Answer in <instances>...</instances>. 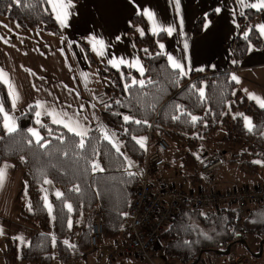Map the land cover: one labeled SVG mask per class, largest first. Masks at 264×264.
Wrapping results in <instances>:
<instances>
[{"label":"trees","instance_id":"obj_1","mask_svg":"<svg viewBox=\"0 0 264 264\" xmlns=\"http://www.w3.org/2000/svg\"><path fill=\"white\" fill-rule=\"evenodd\" d=\"M258 13L248 8L237 18L238 31L229 45L227 71L187 74L171 68L159 49L165 33L147 32L142 16H132L128 32L134 34L135 26L142 30L133 35L144 66L142 76L127 67L98 66V73L109 81L104 88L108 100L99 114L103 124L113 129L116 142L95 126L83 136L69 132L46 116L39 117L32 105L16 116V127L5 132L3 113L11 111V104L0 81V164L7 161L22 171L19 194H25L27 200L22 203L17 195L16 202L21 204L17 216L38 230L20 250L22 260L32 264H49L51 260L47 210L39 189L45 179L61 191L51 199L57 237L67 234L71 216L95 206L102 220V236H116L123 220L121 213L127 208L131 189L138 183L128 169L129 162H142L145 148L140 139L146 134L156 132L180 148V171L191 173L199 158L207 154L201 150V140H209L220 128L222 142L255 152H233L230 163L237 166L238 173L258 175V166L249 156L264 160V108L248 100L230 74L249 48L264 45V35L251 25ZM0 17L25 31L41 30L62 36L46 0H0ZM211 17L212 13L199 17L193 34H200L204 21ZM84 50L89 63L96 66L89 50ZM140 78L142 82L131 81ZM36 122L41 134L37 141L30 131ZM86 234L89 239L90 226L81 231V236ZM251 235L256 240L253 246L248 244ZM160 240L166 264H204L209 257L218 260L223 255L233 256L230 248L241 243L249 257L259 258L264 241V205L249 209L241 217L229 208L201 211L181 205ZM56 244L59 259L66 263L69 249L61 241ZM16 254L15 243L6 240L2 251L5 264H14Z\"/></svg>","mask_w":264,"mask_h":264},{"label":"crops","instance_id":"obj_2","mask_svg":"<svg viewBox=\"0 0 264 264\" xmlns=\"http://www.w3.org/2000/svg\"><path fill=\"white\" fill-rule=\"evenodd\" d=\"M46 1L61 27V37L41 30L25 31L0 17V81L7 90L11 104V111L3 114L2 125L5 132L15 127L18 113L31 105L35 106L39 117L46 116L51 123L79 136L87 134L92 126L102 132L104 128H110L103 124L99 114L105 100H92L87 90L83 88V92L82 87L86 85L81 79L83 74L78 70L90 71L95 77H102L105 84L109 82L108 78L98 73V66L101 65L114 69L127 67L142 76L144 66L133 43V35L141 34L142 30L139 26L134 27V34L127 30L130 18L134 15L142 16L147 32L165 33L159 49L166 56L169 66L183 74L198 71L219 73L228 70L229 45L238 31L237 18L245 9L259 11L251 25L264 35V0H78L76 3L69 0ZM210 13L212 17L204 21L200 34L194 35L196 20ZM84 47L96 61V66L89 63ZM230 74L240 92L255 106L264 108V45L259 49L249 48L238 66L231 69ZM141 80L142 78L137 81ZM9 125L12 127L9 128ZM108 130L112 132V138L104 132L103 134L116 142L113 129ZM237 174L233 179L235 182H243L242 184L254 185L264 181V172H260L257 178L245 177L247 180ZM230 176H234V173L224 179H230ZM200 182L203 180L198 178L195 182L186 184L198 188ZM21 183L22 172L11 163L2 162L0 264H5L2 251L6 240L14 241L19 249L27 245L37 232V229L24 224L17 216V195L21 200L25 196L19 194ZM222 184L220 180L214 182V186L218 185L219 188H236H228L229 185ZM39 189L47 210L51 237L49 264H135L128 257H111L109 252L110 242L119 238L128 226L126 209L121 213L123 220L116 236L109 238L111 241L108 244L102 241L99 247L93 248L88 234L81 236V231L76 238H71L73 232L69 235L67 233V237H57L51 199L60 195V188L45 179ZM96 209L97 206L92 210ZM57 241L66 244L70 252L80 256L75 255L70 261L61 262L57 253ZM261 255L263 256V252ZM209 258L218 261L215 257ZM259 259L262 257L253 259L255 264H260ZM14 264L32 263L22 260L17 250ZM161 264L166 263L164 261ZM237 264H242V261L239 260Z\"/></svg>","mask_w":264,"mask_h":264},{"label":"built area","instance_id":"obj_3","mask_svg":"<svg viewBox=\"0 0 264 264\" xmlns=\"http://www.w3.org/2000/svg\"><path fill=\"white\" fill-rule=\"evenodd\" d=\"M151 135L144 143L146 168L139 176L138 183L131 189L126 208L128 226L124 230V242L111 241L112 252L132 253L149 264L157 252L160 235L170 223L181 205L199 209L229 208L235 215L245 216L249 209L264 201V184H256L243 189H223L214 187L207 179L220 166L221 159L208 161L197 169V178L205 177L198 188L183 187L165 178L166 161L163 155L169 150V143L163 137H156L153 147H149ZM89 234L91 247H99L102 240V220L99 210H95ZM112 255V253L110 254Z\"/></svg>","mask_w":264,"mask_h":264},{"label":"rangeland","instance_id":"obj_4","mask_svg":"<svg viewBox=\"0 0 264 264\" xmlns=\"http://www.w3.org/2000/svg\"><path fill=\"white\" fill-rule=\"evenodd\" d=\"M78 71L81 74H83L81 79L83 80V82L86 85L85 87L83 85L82 89L84 88L85 91L87 90V94L89 93V95L92 97V100L99 98L100 99L99 101H101V100L104 101L105 100L104 102H107L108 96H106V94L104 92V88L108 85V83L105 84V79H103L102 77H99V76H98L99 78L95 77L92 74V72H90V71H82V70H78ZM131 81H133V82H142L143 80L137 81L135 79L134 80L132 79ZM84 89H83V92H84ZM89 99H90V97H89ZM39 125H40L39 122H36V125L30 130L34 140H36V141L41 137V134L38 132ZM11 127L12 126L9 125V128H11ZM15 127H16V122H15ZM108 129H110V128H108ZM108 129L104 128L103 132L109 138H112L111 137L112 132H110ZM222 135H223V130H221L219 128V129H217L216 133L213 136L210 137L209 140H201V143H200L201 150L207 151V154L205 156L203 155L204 157H200L199 158L200 160L198 162V165H197L195 171L192 170L191 173H185V172L180 171L179 158H180L181 154L183 153V151L180 148L174 147L170 143V141L165 139L163 136L157 134L156 132L153 135H151V139L152 140L150 141L149 147H151V148L153 147L154 140L158 136L163 137L169 143L170 149L163 155V157H164V159L166 161V170H167V171L164 172V176H165V178L169 179L170 181H173V183H175L177 185H180V186H183V187H189V186H187L188 184H186V183H193V182H195V180H198L197 176H199V175H198L197 169L200 166H203L208 161H214L216 159H221V161H222L221 165L216 167L213 170V172L210 173V175L207 178V179H211L210 181H212V185L213 186H214V182L217 183L218 180L222 181L223 184L229 185V186H227L228 188L229 187H236V188H239V189H243L246 186L247 187L253 186L251 184H249V185L248 184H242L243 182H239V181L235 182V180L233 179L234 177H236L235 174L238 173V170L236 169L237 166L235 164H232V162L230 163V161H232L231 160V155L233 154V152L243 153V151H245L246 149L241 147V146H237V145L234 146V147H230L228 144H226L225 142L221 141V136ZM146 139H147V134L144 136V138L142 137L140 139L141 140L140 142H142V146H144V143H145ZM245 152H246V154H249V155H250L251 152L255 153L254 151H249V150H246ZM249 158L257 164L258 169H259L258 175L260 174V172H264V160L263 159L254 158V157H251V156H249ZM4 162H7V161H4ZM145 168H146L145 155H144L141 163L129 162L128 169L132 172V174H134L137 177V179H139V176H141L144 173ZM233 173H234V176H230L231 177L230 179L229 178H227V180L224 179L225 176L228 177L230 174H233ZM258 175H252V176H242L241 175V177H243V178L246 177L247 179H249V178L251 179V178H255V177L257 178ZM204 179H205L204 176L200 178V180H204ZM247 182L249 183V181H247ZM239 184H242V185L239 186ZM257 184H259V185L260 184H264V181H260ZM254 185H256V184H254ZM216 186L218 187V185H216ZM216 186H214V187H216ZM26 200H27V197L25 195V196H23V200H21V202L22 201L25 202ZM261 204L264 205V201L261 202ZM68 207L70 208L69 205H68ZM17 209H18V211L21 209V204L19 202L17 203ZM97 210H98V208H97ZM94 212H95V210L94 211L90 210L88 212L87 211L86 212H81L79 214L71 216L70 219H69L70 222L68 224V226H69V230L67 232L68 235L71 232H73V235L71 236V238H76V236L80 235V231H82L83 228H86V227H89V226L91 227V224H92V221H93V217H94ZM19 220L21 222H23L24 224L35 228L31 224H29L27 222H24L21 219H19ZM71 224H72V226H71ZM35 229H37V228H35ZM90 230H91V228H90ZM37 232H38V230H37ZM68 235H66V237ZM105 238H106V240H105ZM117 239L119 241H121V242L122 241L124 242V240H125L124 231L122 232V235L119 238H117ZM102 241H104L105 244H108V242H110L111 240L108 237H103ZM255 241L256 240L251 235L249 237L248 244L253 246L255 244ZM110 244H111V242H110ZM27 245H25V246H27ZM15 246H16V244H15ZM25 246H22L19 249L16 246V249L20 252V250L23 247H25ZM65 246H66V244H65ZM161 247H162V242H161V240H159V242L157 244V252H156V254H155L154 258H153V263L154 264H161V263L164 262V257H163L162 251H161ZM67 248H68V246H67ZM236 248H237V250H236ZM257 248L258 247L256 246V248L254 250H257ZM107 250H108V248H107ZM109 252H110V254L112 253V255H110L111 257L115 258L117 255H120V256H123V257H128L130 260H133L135 262V264H146V263H148L144 259H141V258L137 257L136 255H134L132 253H123V255H122V254L118 253V251L117 252H112L111 248H110ZM259 252H261V254L263 252V256L260 255V257H262V259H259V263L262 264L263 260H264V241H263L262 247L259 248ZM230 253L233 254V256L231 255L232 257L231 256L227 257V256L223 255V256H220L218 261H214V260H212V258H207L206 260H204V264H211L210 262H215L214 264H230V263L231 264H234V263L237 264V262L239 260L242 261V264H244V263H246V264H255V261L252 260L251 257H249L250 256L249 253H246L245 247L242 245V243H241V245H238V246H237V244L232 245V247L230 248ZM20 254H21V252H20ZM67 254L69 256L68 261H70L71 259L75 258L74 256L76 255V254H73L70 251H67ZM78 256H80V254L76 255V257H78ZM226 257H227V259H226ZM229 258H231V261H229ZM15 262H16V258H15Z\"/></svg>","mask_w":264,"mask_h":264}]
</instances>
